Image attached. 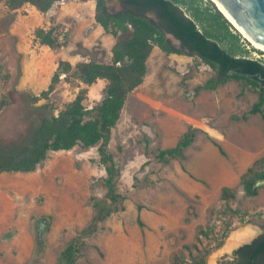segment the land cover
<instances>
[{"label":"rangeland","instance_id":"obj_1","mask_svg":"<svg viewBox=\"0 0 264 264\" xmlns=\"http://www.w3.org/2000/svg\"><path fill=\"white\" fill-rule=\"evenodd\" d=\"M66 1L76 10L81 2L88 3L80 16L82 28L79 20L55 25L59 36L65 32V45L73 30V42L81 38L76 48L57 54L64 45L55 49L36 37V29L55 15L29 2L11 9L8 0H0V160L26 153L41 119L59 114L83 87L88 88V108L104 97L108 80L87 84L76 65L91 59L111 62L119 36L97 20L96 0ZM197 2L211 6L209 0ZM183 9L190 14L185 5ZM72 20L69 16L66 21ZM233 26L243 53L252 55L257 47ZM21 41L27 51H21ZM221 43L229 44L227 39ZM67 55L75 58V67L62 72L48 90L58 60ZM215 75L198 55L168 53L155 44L144 81L129 93L109 146L121 167L118 187L127 196L126 209L101 222L74 264H172V254L197 242L198 227L209 222L216 224L217 235L203 237V246L224 242L209 253L208 264H232L236 247L264 232V184L257 195L248 196L240 183L241 175L264 155V119L250 112L259 89L230 79L215 89L196 91ZM190 126L198 131L185 157L158 161L156 152L176 145ZM214 128L223 136L213 133ZM106 175L99 144L52 149L34 170L0 172V264H58L70 239L91 222L95 200L105 197ZM225 185L237 188V198L230 201L240 210L236 215L227 213ZM249 225L258 228L254 237L225 247L234 231ZM40 235L44 243H39Z\"/></svg>","mask_w":264,"mask_h":264},{"label":"trees","instance_id":"obj_2","mask_svg":"<svg viewBox=\"0 0 264 264\" xmlns=\"http://www.w3.org/2000/svg\"><path fill=\"white\" fill-rule=\"evenodd\" d=\"M58 1L61 0H8V5L11 9H18L29 2L42 12H48ZM96 1L97 20L107 32L119 36L113 46V59L111 62L91 59L78 63L76 67L87 84L94 83L98 78L108 80L104 97L92 108H88L84 103L88 88L83 87L59 114L47 115L41 119L35 129L32 145L26 153L20 156L13 154L0 160V172L31 171L47 158L49 150L71 149L77 144L86 147L99 144L100 162L107 172L104 178L106 195L103 199L95 200L96 211L91 222L70 239L58 257V264H74L84 252L86 238L99 230L101 222L113 213L126 209L127 196L118 187L121 167L109 148L113 128L121 118L129 93L144 81L148 59L155 44L168 53L185 51L171 43L162 30L161 23L129 8L112 13L108 10L106 0ZM132 1L157 8L168 29L190 45L191 50L187 52L198 55L216 71L215 76L196 87L197 92L203 88L215 89L220 83L230 79L244 80L259 89L258 100L250 112L260 113L264 119V78H261L264 77V63L243 53L244 50L238 43L239 37L232 30L233 24L213 0H209V7H203L197 0ZM183 5L189 9L190 14L183 9ZM36 37L55 49L65 45L57 34L55 25L50 28L38 27ZM223 39H227V46L221 43ZM73 67L75 66L70 61L60 60L48 90L55 88L62 72H68ZM243 117L247 118L248 113H244ZM197 131V127L190 126L176 145L160 148L155 158L166 163L174 158L185 157V151L195 141ZM220 148L224 152L221 145ZM240 183L248 196L259 193L264 184V155L247 168L241 175ZM222 197L227 201V213L236 215L240 212L230 204V201L237 198L235 186L225 185ZM46 223L44 220L41 225ZM139 223L144 225L140 216ZM212 233L217 235L216 224L209 222L200 225L197 242L185 244L183 249L175 251L172 254V264H208L209 253L224 242L220 239L215 246H203V237H210ZM38 241L44 243V236L40 235ZM235 252L232 264H264V232L252 242L238 247Z\"/></svg>","mask_w":264,"mask_h":264},{"label":"water","instance_id":"obj_3","mask_svg":"<svg viewBox=\"0 0 264 264\" xmlns=\"http://www.w3.org/2000/svg\"><path fill=\"white\" fill-rule=\"evenodd\" d=\"M215 3L216 1L213 0ZM219 3L224 7L226 12L234 19V21L241 26V28L257 43L264 46V0H218ZM110 1L108 0V3ZM220 10L226 15V17L233 23L236 24L229 18L227 13L222 10L218 3H216ZM237 27V26H236ZM238 28V27H237ZM239 29V28H238ZM176 40L175 42L180 45L181 40L173 34L171 35ZM188 50V48H186ZM261 78H264L261 76ZM11 232L7 233L10 236ZM256 238V237H255ZM252 240L246 241L241 245L252 242ZM239 244V243H238ZM237 244V245H238Z\"/></svg>","mask_w":264,"mask_h":264},{"label":"crops","instance_id":"obj_4","mask_svg":"<svg viewBox=\"0 0 264 264\" xmlns=\"http://www.w3.org/2000/svg\"><path fill=\"white\" fill-rule=\"evenodd\" d=\"M62 4L60 5V6H57V7H55V5L51 8V10L50 11H48V13H51L50 15L52 16V15H55L54 17L55 18H53V19H49V20H47L48 21V24L47 25H45L44 27H46V28H50L51 26H54V25H56V24H58V22H60V21H64V22H66V24H72V22H74L75 24H76V22L79 20V21H81L80 20V16H81V14H82V12H83V9L85 8V4L86 3H88V1L86 2V1H83V2H81L79 5L81 6V8L80 9H78V10H76L77 8L74 6V5H72L70 2H67L66 0H61L60 1ZM29 4H31V3H29ZM32 6L33 7H35L36 9H38L35 5H33L32 4ZM78 7V6H77ZM76 8V9H75ZM39 11H41V10H39ZM45 13V12H44ZM57 15V16H56ZM73 15V16H72ZM50 16V17H51ZM72 17L73 18V20L72 21H66L67 20V18L68 17ZM83 27V22L81 21V28ZM67 29H69V28H67ZM75 31L73 30V32H72V34H71V37H70V39H69V42H68V44L67 45H64L63 46V50H60V51H58L57 52V54H62L64 51H65V49L67 48V47H69V48H71V49H74V48H76L78 45H77V41L78 40H81V38L80 37H78L77 38V40H76V42H73V37H74V35H75ZM80 36V35H79ZM19 47H20V49H21V51H27V44L24 42V41H21L20 42V44H19ZM77 54H80V52L77 50V52H76ZM111 57H112V59H113V47H112V49H111ZM75 56V55H74ZM61 59H63V60H67V61H70L71 63H73V65L75 66L76 64H75V58L73 57V56H71V55H67V56H63L62 58H60L59 60H58V66H57V68L56 69H58V67H59V62H60V60ZM112 61V60H111ZM213 133H215V134H217V135H219V136H223V134L220 132V131H218L217 129H213V130H211Z\"/></svg>","mask_w":264,"mask_h":264},{"label":"flooded vegetation","instance_id":"obj_5","mask_svg":"<svg viewBox=\"0 0 264 264\" xmlns=\"http://www.w3.org/2000/svg\"><path fill=\"white\" fill-rule=\"evenodd\" d=\"M110 2L108 3V0H106L107 6H108V10L112 13H117L120 10L129 8L135 12L138 13H142L144 14L146 17L153 19L156 22L161 23V28L162 30L165 32L166 37L171 41V43L173 45H175L177 48H183L184 50H186V48H188V50L186 51H190L191 47L189 44L184 43V41L179 38L173 31L169 30L168 27L166 26V24L164 23V19L161 17L160 12L157 8L155 7H148L146 4L145 6L137 4L135 2H133L132 0H109ZM150 11L154 13V15L150 14ZM2 30V27L0 28ZM4 34H6V31H3ZM175 34L178 39L181 40L180 45H178L172 37H170V35Z\"/></svg>","mask_w":264,"mask_h":264},{"label":"bare ground","instance_id":"obj_6","mask_svg":"<svg viewBox=\"0 0 264 264\" xmlns=\"http://www.w3.org/2000/svg\"><path fill=\"white\" fill-rule=\"evenodd\" d=\"M216 3L219 4V6L222 8V10H224L226 12V10L224 9V7L219 3L218 0H215ZM227 13V12H226ZM227 15L229 16V18L236 24V26L240 29V31L243 32V34L249 38L251 40V42L258 48H261L264 50V46L255 42L242 28L241 26H239L234 19L227 13ZM156 52V51H155ZM153 57V56H152ZM258 231V228H255L253 226H243L240 229L234 231L230 237V239L228 240V244L225 246L226 248H231L235 245H237L238 243L248 240L252 237H254V235L256 234V232ZM212 259H215V256L212 257Z\"/></svg>","mask_w":264,"mask_h":264},{"label":"built area","instance_id":"obj_7","mask_svg":"<svg viewBox=\"0 0 264 264\" xmlns=\"http://www.w3.org/2000/svg\"><path fill=\"white\" fill-rule=\"evenodd\" d=\"M60 39L61 40L65 39V32L60 36ZM249 57L258 59L264 63V50L257 47L254 51H252V55H250Z\"/></svg>","mask_w":264,"mask_h":264}]
</instances>
